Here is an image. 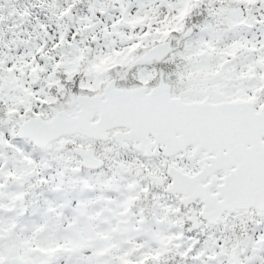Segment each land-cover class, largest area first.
Here are the masks:
<instances>
[{
	"label": "snow or ice",
	"instance_id": "obj_1",
	"mask_svg": "<svg viewBox=\"0 0 264 264\" xmlns=\"http://www.w3.org/2000/svg\"><path fill=\"white\" fill-rule=\"evenodd\" d=\"M0 264H264V0H0Z\"/></svg>",
	"mask_w": 264,
	"mask_h": 264
}]
</instances>
